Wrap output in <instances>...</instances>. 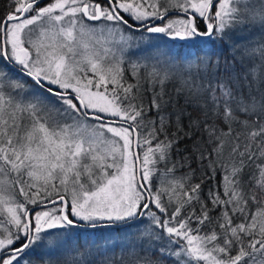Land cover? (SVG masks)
I'll return each mask as SVG.
<instances>
[{
  "label": "snow or ice",
  "instance_id": "obj_1",
  "mask_svg": "<svg viewBox=\"0 0 264 264\" xmlns=\"http://www.w3.org/2000/svg\"><path fill=\"white\" fill-rule=\"evenodd\" d=\"M0 264H264V0H4Z\"/></svg>",
  "mask_w": 264,
  "mask_h": 264
},
{
  "label": "trees",
  "instance_id": "obj_2",
  "mask_svg": "<svg viewBox=\"0 0 264 264\" xmlns=\"http://www.w3.org/2000/svg\"><path fill=\"white\" fill-rule=\"evenodd\" d=\"M3 3L4 0H0V11H3ZM159 43L164 44V43H171L170 41H167L166 39H162L159 41ZM227 52H224V55L227 56ZM108 230H100L97 235H103L104 232H106ZM83 243V241H81ZM89 243H91V241H89Z\"/></svg>",
  "mask_w": 264,
  "mask_h": 264
},
{
  "label": "flooded vegetation",
  "instance_id": "obj_3",
  "mask_svg": "<svg viewBox=\"0 0 264 264\" xmlns=\"http://www.w3.org/2000/svg\"><path fill=\"white\" fill-rule=\"evenodd\" d=\"M89 23H91V22H89Z\"/></svg>",
  "mask_w": 264,
  "mask_h": 264
}]
</instances>
